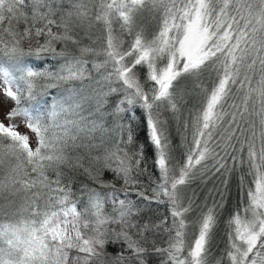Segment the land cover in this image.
<instances>
[{
	"label": "snow or ice",
	"instance_id": "6c2138e0",
	"mask_svg": "<svg viewBox=\"0 0 264 264\" xmlns=\"http://www.w3.org/2000/svg\"><path fill=\"white\" fill-rule=\"evenodd\" d=\"M0 264H264V0H0Z\"/></svg>",
	"mask_w": 264,
	"mask_h": 264
},
{
	"label": "trees",
	"instance_id": "16d2710c",
	"mask_svg": "<svg viewBox=\"0 0 264 264\" xmlns=\"http://www.w3.org/2000/svg\"><path fill=\"white\" fill-rule=\"evenodd\" d=\"M138 115H139V113H138ZM186 115L187 114L185 113V116ZM169 132H170L173 144L177 148V155H179L184 151L183 147H181L182 137L187 136V143L191 144V138H192L191 127H189L187 129V131H185V129L183 127V118H182V121H181V124L179 125V127L177 126V123L175 121L170 122ZM141 142H143V138H141ZM147 162H148L149 171H152V157L150 154L148 155ZM105 178L110 179L111 177H110V175H106ZM235 185H236V180H235V178H233V180L231 182L230 197H229L228 203L226 205V207H228V208H232L236 204V201H237V191H236ZM194 187H195V185H194ZM206 187L211 188L212 182H209V184ZM201 196H203V192H201ZM221 235H222V232H221ZM108 250L110 252L113 251V249L111 247H109Z\"/></svg>",
	"mask_w": 264,
	"mask_h": 264
},
{
	"label": "rangeland",
	"instance_id": "374dc122",
	"mask_svg": "<svg viewBox=\"0 0 264 264\" xmlns=\"http://www.w3.org/2000/svg\"><path fill=\"white\" fill-rule=\"evenodd\" d=\"M21 131L23 132V131H25L24 129H21Z\"/></svg>",
	"mask_w": 264,
	"mask_h": 264
}]
</instances>
